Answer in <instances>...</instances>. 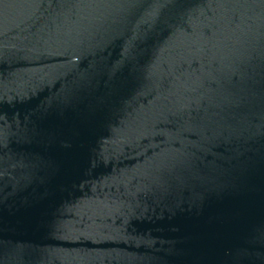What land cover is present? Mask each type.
Returning a JSON list of instances; mask_svg holds the SVG:
<instances>
[{"label":"water","instance_id":"95a60500","mask_svg":"<svg viewBox=\"0 0 264 264\" xmlns=\"http://www.w3.org/2000/svg\"><path fill=\"white\" fill-rule=\"evenodd\" d=\"M0 264H264V0H0Z\"/></svg>","mask_w":264,"mask_h":264}]
</instances>
